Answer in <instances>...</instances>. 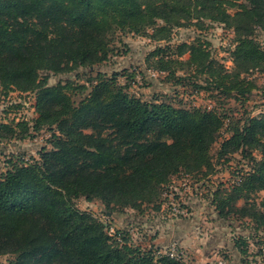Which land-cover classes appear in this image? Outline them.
<instances>
[{"label": "trees", "instance_id": "1", "mask_svg": "<svg viewBox=\"0 0 264 264\" xmlns=\"http://www.w3.org/2000/svg\"><path fill=\"white\" fill-rule=\"evenodd\" d=\"M235 1L0 0V86L5 93H35L38 115L32 127L24 121L0 124V143L52 132L50 149L43 148L38 159H10L0 175V257L14 256L10 264H186L183 256L130 245L125 232L113 237L109 226L74 202L100 200L107 213L126 208L144 213L152 204L159 210L174 176L208 180L216 173L212 149L225 117L144 101L128 92L135 75L127 72L109 77L98 72L87 85L54 86L49 74L103 65L119 32L170 41L174 29L209 21L234 30V72H226L200 40L179 45L174 55L168 46L157 48L147 64L177 85L206 77L207 86L223 95L246 98L256 85L241 75L264 71V49L255 39L258 28L264 31V0H245L232 15L228 7L237 6ZM230 132L218 161L241 152L252 168L230 188L214 191L211 203L220 219L248 220L258 236L264 234V115L234 124ZM258 193H263L259 202ZM248 240L235 243L243 258L250 256Z\"/></svg>", "mask_w": 264, "mask_h": 264}, {"label": "rangeland", "instance_id": "2", "mask_svg": "<svg viewBox=\"0 0 264 264\" xmlns=\"http://www.w3.org/2000/svg\"><path fill=\"white\" fill-rule=\"evenodd\" d=\"M237 6L228 7L229 13H236L239 5L246 4L245 0H236ZM202 26V27H201ZM201 26L193 23L191 26L174 29L170 41L156 42L147 37L133 34L118 33L112 42L113 53L109 60L94 69L81 68L74 73L54 75L49 74V85L60 82H73L87 85L88 77H96L98 72L108 77L114 73L127 72L135 75V80L128 92L144 101L168 103L175 107L201 108L214 111L225 117L226 125L222 129L217 143L212 149L216 173L208 180L200 176L178 174L172 178L171 184L163 191L157 205H146L145 212L139 213L131 208L122 212L107 213L105 205L100 200L87 201L84 197L75 200L76 207L82 212H88L99 218L108 227L109 234L116 237L117 232H125L130 236V245L142 249L159 248L169 251L174 246L183 255L186 264H264V234L255 236L252 224L247 220L226 221L218 217L215 207L211 203L212 194L219 187L230 188L238 183L242 175L251 171L252 163L243 157L241 152L229 156V161L217 158L221 144L231 136L230 129L236 123L244 124L248 118L264 115V71H253L242 74L241 77L253 82L256 88L246 98L240 96H225L204 79L192 73L178 72V76L188 75L193 81L185 86L167 81V74L154 71L147 64L149 53L157 48L171 49L174 55L176 48L183 43H193L200 40L206 43L212 58L225 67L226 72H234L231 51L236 46V36L231 27L215 22H204ZM151 33V32H150ZM255 39L264 49V31L258 28ZM193 75V76H192ZM122 85L126 79L120 77ZM192 82L210 88L200 90ZM78 102L81 96H75ZM36 94L9 91L5 93L0 86V124L16 126L19 122H28L32 127L36 113ZM21 106V107H20ZM34 133V132H33ZM33 138L23 141L10 140L0 143V175L7 170V161L22 159H38L43 148L50 149L52 132L42 130L34 133ZM256 160L261 159L259 152L253 153ZM235 185V184H234ZM263 193L254 195L260 201ZM243 203L240 202L239 206ZM180 207L188 214L173 216V208ZM192 228L190 239H185L183 230ZM118 237V236H117ZM119 238V237H118ZM249 239L250 256L243 258L236 249L237 239ZM14 256L0 257V264H10Z\"/></svg>", "mask_w": 264, "mask_h": 264}, {"label": "built area", "instance_id": "3", "mask_svg": "<svg viewBox=\"0 0 264 264\" xmlns=\"http://www.w3.org/2000/svg\"><path fill=\"white\" fill-rule=\"evenodd\" d=\"M171 214L173 216H177V215H187L188 214V211L185 210V209H181L180 207H177V208H173L172 211H171ZM164 254H167L169 255L171 258H181L183 255L180 254L176 248L174 246H172L169 251H163Z\"/></svg>", "mask_w": 264, "mask_h": 264}, {"label": "crops", "instance_id": "4", "mask_svg": "<svg viewBox=\"0 0 264 264\" xmlns=\"http://www.w3.org/2000/svg\"><path fill=\"white\" fill-rule=\"evenodd\" d=\"M191 230H192V228L187 227V226L185 227V230H183V233H182V234H184L185 239H187V238L190 239L189 236L191 235Z\"/></svg>", "mask_w": 264, "mask_h": 264}]
</instances>
